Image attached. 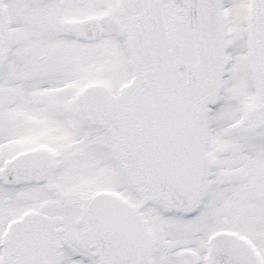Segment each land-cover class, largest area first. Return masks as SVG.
<instances>
[{"label": "snow or ice", "instance_id": "1", "mask_svg": "<svg viewBox=\"0 0 264 264\" xmlns=\"http://www.w3.org/2000/svg\"><path fill=\"white\" fill-rule=\"evenodd\" d=\"M0 264H264V0H0Z\"/></svg>", "mask_w": 264, "mask_h": 264}]
</instances>
